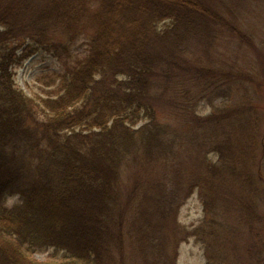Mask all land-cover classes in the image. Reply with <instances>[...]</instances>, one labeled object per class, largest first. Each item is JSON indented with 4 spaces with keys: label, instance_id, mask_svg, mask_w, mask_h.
<instances>
[{
    "label": "trees",
    "instance_id": "obj_1",
    "mask_svg": "<svg viewBox=\"0 0 264 264\" xmlns=\"http://www.w3.org/2000/svg\"><path fill=\"white\" fill-rule=\"evenodd\" d=\"M254 2L0 0V264H178L192 238L206 264H264ZM39 51L63 65L37 99L14 76Z\"/></svg>",
    "mask_w": 264,
    "mask_h": 264
},
{
    "label": "rangeland",
    "instance_id": "obj_2",
    "mask_svg": "<svg viewBox=\"0 0 264 264\" xmlns=\"http://www.w3.org/2000/svg\"><path fill=\"white\" fill-rule=\"evenodd\" d=\"M254 13L252 18L245 17L244 21L251 24L255 30L254 44L258 48L257 52H254L248 46L243 47L242 52L249 55L237 57V66L244 72L247 71L253 76L254 80H251L250 90L251 92L258 91L264 92V0H255ZM247 19V20H246ZM245 23V24H246ZM248 26V25H247ZM240 51V50H239ZM237 52V51H236ZM63 60L50 55L47 52H40L34 54L23 65L16 68L15 81L16 84L23 89L27 94L39 99L42 95L47 94L46 89H49V83H52V79H58L53 73L55 71L62 70ZM211 67V64H210ZM258 74H256V73ZM249 81V80H248ZM247 81V82H248ZM262 103V102H261ZM199 112L208 113L211 111L210 105L202 103L198 107ZM10 204H13L12 198L9 200ZM203 217V206L197 193H194L187 202L181 207L180 221L187 225L194 227L199 224ZM29 258L40 260L41 262L51 261L53 263H61L63 259H59L58 256L53 257L51 251L31 253ZM248 262H246L247 264ZM178 264H206V256L204 249L196 244L192 238L189 242H183L179 249ZM250 264V263H248Z\"/></svg>",
    "mask_w": 264,
    "mask_h": 264
}]
</instances>
